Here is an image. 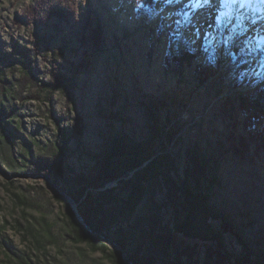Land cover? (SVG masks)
<instances>
[{
  "label": "rangeland",
  "instance_id": "1",
  "mask_svg": "<svg viewBox=\"0 0 264 264\" xmlns=\"http://www.w3.org/2000/svg\"><path fill=\"white\" fill-rule=\"evenodd\" d=\"M38 1L0 0V52L33 50L36 38L48 37L63 51L60 71L71 73L73 63L78 71L75 86L56 88L49 98L39 85L26 83L22 100L15 101L20 107L17 143L34 142L35 158L38 149L46 151L64 133L70 149L66 164L88 172L95 165L92 153L102 151L113 136L124 133L143 140L157 118L164 131L153 142L150 157L101 187L86 188L95 197L113 189L122 200L115 204L104 199L98 218L113 215L133 252L155 254L157 264H165L167 255L173 256L184 243L198 248L188 253L192 259L182 256L181 264H216L215 256L208 259L206 245L220 243L231 264H264L263 152L256 158L234 156L225 140L229 123L220 114L226 97L251 93L264 84V47L252 48L257 33L247 24L258 20L264 29V0H245L243 5L154 0L151 8L142 0H53L72 14L65 23L54 18L50 23L58 28L49 30L26 20ZM250 10L258 14L245 20ZM87 18L102 30L95 52L79 44ZM185 52L195 56L189 64L181 60ZM205 60L214 73L199 84L194 71ZM81 61L88 65L83 67ZM32 63L36 81H49L48 58L35 53ZM166 133L173 138L163 146ZM14 150L18 158L23 149L17 145ZM197 151L207 158L199 182L184 178L188 157ZM46 152L51 157L52 152ZM167 154L178 157L177 170L160 164L156 171L147 168L153 158L161 161ZM5 165L0 161V239L9 241L12 250L25 252L34 264H119L121 252L111 241L116 226L94 230L93 235H102L100 240H77L78 220L48 181L63 189L57 175L39 173L32 166L11 171ZM165 172L173 175L178 188H170ZM137 185L144 193L131 211L123 199ZM202 195L208 205L229 214L231 230H223L222 216L206 215ZM167 233L175 235L172 244L164 242ZM10 255L0 244V264H18ZM128 260L125 256L124 262L131 264Z\"/></svg>",
  "mask_w": 264,
  "mask_h": 264
},
{
  "label": "trees",
  "instance_id": "2",
  "mask_svg": "<svg viewBox=\"0 0 264 264\" xmlns=\"http://www.w3.org/2000/svg\"><path fill=\"white\" fill-rule=\"evenodd\" d=\"M142 2L150 8L154 5V0H142ZM71 14L72 10L67 9L64 4L54 3L53 0H39L28 9L26 20L37 25H43L49 30V28H58L57 24L50 23L54 18L57 19V23H65ZM101 38L102 30L100 26H95L93 20L89 18L85 19L79 32L80 46L86 47L89 52L98 51L100 50ZM32 48L33 50L17 51L15 47V52L13 53L0 52V161H4L6 168L11 171H15L19 167L32 166L39 173L50 174L51 176L57 175V177L54 176L55 180L62 183L63 189L78 204V210L86 223L96 231L105 228L109 230L115 224L116 218L113 215H111L110 219L106 215L98 218V213H102L103 210L104 199L115 204L116 202H122V200L113 189H106L95 197L91 192H85L86 188L101 187L107 181L116 179L119 174L125 173L126 170L140 166L154 152L153 142L155 143L158 135L164 131L162 123H159L156 118L155 125H152L151 135L143 140L133 139L124 133L113 136L110 139L111 142L102 151L92 153L91 157L95 161V165L88 172L83 170H80V172L76 171L73 167L66 164L70 149L67 146V137H65L64 133L61 140L56 138L54 142L47 145L46 151L52 152L51 157L46 155L48 153L45 150L37 148V156L33 158L34 142L19 141L17 143L18 140L16 138L21 134V131L19 120H15V118L19 116L18 110L20 107L16 106L15 101L22 100V90L27 82L39 85L47 93V98L56 88L75 86L78 69L77 65L73 63L71 64V73L60 71L61 67L58 60L63 56V51L60 48L53 47L48 37L36 38ZM33 53H39L43 58H48L52 67V70L48 73L50 76L49 81H36L37 77L32 67ZM194 58L193 54L185 52L181 60L189 64ZM80 65L84 67L88 63L81 61ZM213 70V65L207 60L198 65L194 72L199 84L209 78L214 73ZM32 96L37 97V95ZM220 105V114L229 123L225 140L232 154L240 159L256 158L261 152H263L264 156V126L261 125L264 122V84L256 87L251 93L236 97H226ZM157 107L160 109V104H157ZM241 116H245V118H241ZM260 125L262 126L261 129L259 128ZM245 131H247L246 134H244ZM211 132H215V130L211 129ZM172 138L171 135L167 136L166 133L161 144L164 146L163 143L169 142ZM252 143H254L253 146ZM17 145L23 149L19 153L18 158L16 154L14 155V149ZM195 155V157H188L184 178L190 177L191 179V177H194L199 182L200 177L206 174L207 158L201 151H197ZM155 158L147 163V168L156 171V166L160 164V166L166 165L169 169L175 168L177 170L178 157L167 154L162 157L161 161ZM164 177L170 188L176 189V187H179V184H176L175 178L169 172H165ZM211 179L214 181L216 177H211ZM207 188L211 189L210 183H208ZM143 193V186L137 185L130 195L123 199V203L132 211L139 196ZM202 199L206 203V215L215 218L222 216L224 219L223 230H231V223L233 222L229 214L219 207L208 205L205 195H202ZM69 214L74 216L70 209ZM47 228L48 230L50 229L49 226ZM75 229L77 240L85 238L100 240L98 236L88 232L78 221L75 222ZM215 237L219 240L220 234L217 232ZM112 238L125 250L126 257L132 261V264H157L155 254L138 255L133 252L129 245L128 234L120 227L116 226L114 233H112ZM164 239L165 243L172 244L175 235L167 233ZM0 244L6 247L11 254L10 258L18 264H34L25 252L12 250L10 242L4 237L0 239ZM220 244L214 246L206 245L208 259H212V256H215L214 261L216 264H231L229 256L222 253ZM196 247L198 248V245L195 243L194 245L184 243L181 247H178L179 249L177 248V252L173 256H171L172 254L167 255L164 263L181 264L182 256L192 259L188 253L193 251L196 253ZM118 262L119 264H126L121 257Z\"/></svg>",
  "mask_w": 264,
  "mask_h": 264
},
{
  "label": "water",
  "instance_id": "3",
  "mask_svg": "<svg viewBox=\"0 0 264 264\" xmlns=\"http://www.w3.org/2000/svg\"><path fill=\"white\" fill-rule=\"evenodd\" d=\"M48 181L50 182L51 185H53L58 190V192L61 194V196L69 203L70 210L72 211L73 215L77 218L78 222L81 223V225L88 232L94 234L96 231H94L93 228L86 223L82 214L77 209V203L75 202V200L65 190H63L60 185L52 183L50 178ZM99 237H102V235L100 234ZM111 241L113 242L114 245H116L118 247V249L121 252V258L123 259V261H125L126 254H125L124 249L120 245H118L113 238L111 239ZM128 261L132 264V261L130 259Z\"/></svg>",
  "mask_w": 264,
  "mask_h": 264
},
{
  "label": "bare ground",
  "instance_id": "4",
  "mask_svg": "<svg viewBox=\"0 0 264 264\" xmlns=\"http://www.w3.org/2000/svg\"><path fill=\"white\" fill-rule=\"evenodd\" d=\"M212 0H210V2H211ZM210 2H209V4H210ZM213 2V1H212ZM212 4V3H211ZM210 7V9L211 10H213V11H218V9L219 8H212L213 6L212 5H210L209 6ZM221 9H223L222 7H221ZM255 13H257L256 12V10H250L249 11V13L248 14H244L243 16H244V19L245 20H247L248 19V16L247 15H251L250 17H252V19H254V15H255ZM258 14V13H257ZM259 15H260V13H259ZM247 24H248V26L250 27V29L253 31V32H255V33H257L256 35H254L255 36V43L252 45V48L253 49H256V47H261V48H263L264 47V39H262L261 37H260V34L258 33V32H262V35H263V37H264V29L262 28V26L260 25V22H258V20H255V21H248L247 22ZM263 40V41H262Z\"/></svg>",
  "mask_w": 264,
  "mask_h": 264
},
{
  "label": "snow or ice",
  "instance_id": "5",
  "mask_svg": "<svg viewBox=\"0 0 264 264\" xmlns=\"http://www.w3.org/2000/svg\"><path fill=\"white\" fill-rule=\"evenodd\" d=\"M197 2H199V0H197ZM205 3H209L210 0H204ZM222 3L224 2H231L232 4H236V3H240L241 5H243V3L245 2V0H221Z\"/></svg>",
  "mask_w": 264,
  "mask_h": 264
}]
</instances>
